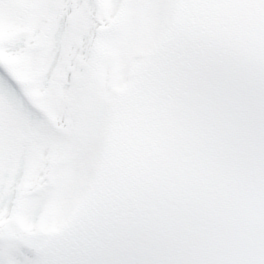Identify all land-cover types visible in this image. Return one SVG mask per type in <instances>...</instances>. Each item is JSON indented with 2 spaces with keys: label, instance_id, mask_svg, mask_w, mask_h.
Wrapping results in <instances>:
<instances>
[{
  "label": "snow or ice",
  "instance_id": "snow-or-ice-1",
  "mask_svg": "<svg viewBox=\"0 0 264 264\" xmlns=\"http://www.w3.org/2000/svg\"><path fill=\"white\" fill-rule=\"evenodd\" d=\"M0 264H264V0H0Z\"/></svg>",
  "mask_w": 264,
  "mask_h": 264
}]
</instances>
